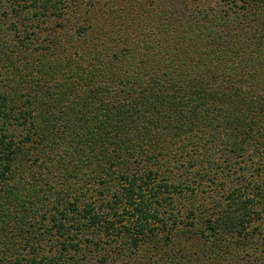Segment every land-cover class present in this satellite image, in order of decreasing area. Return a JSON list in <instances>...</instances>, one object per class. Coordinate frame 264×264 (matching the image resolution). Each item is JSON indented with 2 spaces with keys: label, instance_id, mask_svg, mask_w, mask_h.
<instances>
[{
  "label": "trees",
  "instance_id": "trees-1",
  "mask_svg": "<svg viewBox=\"0 0 264 264\" xmlns=\"http://www.w3.org/2000/svg\"><path fill=\"white\" fill-rule=\"evenodd\" d=\"M128 1L0 0V264H264V0Z\"/></svg>",
  "mask_w": 264,
  "mask_h": 264
},
{
  "label": "rangeland",
  "instance_id": "rangeland-1",
  "mask_svg": "<svg viewBox=\"0 0 264 264\" xmlns=\"http://www.w3.org/2000/svg\"><path fill=\"white\" fill-rule=\"evenodd\" d=\"M80 1L82 2V0ZM197 1L198 0H195L193 3ZM204 1L206 4L209 2L211 4H214V3L217 4V2H220V0H204ZM89 2H90V5L88 3L87 5H85L84 0H83L80 6L82 9H84L85 7L88 9L87 13L82 14V18H85L86 22L90 23L91 25L96 24L100 26L102 29H111V26L115 24H119V26L115 27V29L120 31L122 27L120 25H122V22L124 23L125 27H128V25L125 24L123 18H116L113 16L114 10H108V6L109 5H120L124 9L129 10L130 1L128 0H89ZM141 3H142L141 0H137L136 6L134 7L135 12L137 11L138 6L141 5ZM121 10L122 8H120L119 12L122 14Z\"/></svg>",
  "mask_w": 264,
  "mask_h": 264
}]
</instances>
